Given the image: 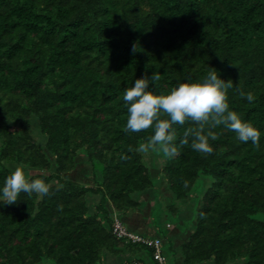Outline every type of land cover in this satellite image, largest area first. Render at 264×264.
<instances>
[{"label": "trees", "instance_id": "1", "mask_svg": "<svg viewBox=\"0 0 264 264\" xmlns=\"http://www.w3.org/2000/svg\"><path fill=\"white\" fill-rule=\"evenodd\" d=\"M212 68L232 80L230 110L260 130V147L221 126L211 155L191 141L175 158L155 153L167 204L154 162L129 151L154 133L124 131L123 94L146 73L160 74L150 90L166 95ZM188 126H177V145ZM82 160L86 181L69 178ZM17 167L51 194L0 201V264H159L117 220L159 239L165 264H264V0H0V198ZM203 176L212 181L199 189ZM135 212L178 227L134 232Z\"/></svg>", "mask_w": 264, "mask_h": 264}, {"label": "clouds", "instance_id": "2", "mask_svg": "<svg viewBox=\"0 0 264 264\" xmlns=\"http://www.w3.org/2000/svg\"><path fill=\"white\" fill-rule=\"evenodd\" d=\"M137 50L133 45V53ZM159 73L136 79L134 86L125 89L123 101L127 106V122L125 132L139 133L151 129L153 135L137 148L129 147V151L147 154L150 151L162 154L165 158H175L179 149L189 145L194 151L203 155L214 152L210 141H218L220 133L215 131L221 126L236 134L241 143L251 142L257 149L260 147L261 132L252 123L244 121L240 115L230 110L229 90L233 89L231 79L220 78L216 69L212 68L201 82H183L173 87L168 94H157L150 90V85L160 80ZM248 102L255 100L251 92L245 93L235 89ZM184 129L179 137L177 126ZM127 159V157H122ZM51 185L43 179H30L23 167H17L7 176L2 188V198L6 204H15L22 193L31 196L51 194ZM188 188L189 182L183 181ZM59 190V189H57ZM62 209V206H59Z\"/></svg>", "mask_w": 264, "mask_h": 264}, {"label": "rangeland", "instance_id": "3", "mask_svg": "<svg viewBox=\"0 0 264 264\" xmlns=\"http://www.w3.org/2000/svg\"><path fill=\"white\" fill-rule=\"evenodd\" d=\"M34 131H35V135H36L38 141L40 142V144H42L44 142L43 136L40 134L39 130L35 129ZM155 153L156 152H151L150 151L149 153L145 154V162H147L149 164L152 161L154 162L155 169H152V174L157 179V184L158 185L156 186V188L161 190V199L164 200L167 204H170L171 201H172L171 200V196H170V193L168 192V190L166 189V184L164 182V177L162 176V174L160 172L161 171V167H162L161 163H160L159 159L155 160V158H154V154ZM24 171H25V169H24ZM88 173H89V170H88V168L86 166V163H84L83 160H82V162L80 163V165L78 166L76 171L72 172L70 175H68V177L71 178V179L83 182V181H86V180H83L84 179L83 176L90 174V173L89 174ZM211 181H212V177H210V176L201 177L199 179V181H198V185H200L199 189L207 188L210 185ZM198 185H197V187H198ZM140 197L144 198L146 196L142 195ZM89 199L91 200V202H93L95 204L96 202H98L99 196L98 195L97 196H92L91 195ZM151 203L154 204V203H157V201L156 202L152 201ZM189 207H192V206L189 205ZM188 208L186 209V213H185V218L187 219V223H186V229L187 230L184 232V237H183L184 240H186L188 238V236L190 235V233H191V231L188 230V228H190V229L193 228V225L195 223V222L191 223L192 214L189 213V211H191V209H188ZM145 213H146V211H145ZM133 214L135 216L134 217L132 215V217H131L133 221H135L136 223L138 221L142 222V223L138 224L137 227H133L132 228L134 230V232H137V233L138 232H143L144 234H148V235H156V229H158V227L155 226V225H157V224L160 227H165L164 228L165 229L164 232H167V233H171L172 231H175V229L178 227V225L175 222V220H173L174 218L172 220H169L170 224L166 226V224H167L166 223L167 215H162V216L159 217V219H156V221H155L154 219L152 220L151 218L150 219H148V218L144 219L143 216H142V212H140V214H138L137 212H135ZM183 217H184V215H183ZM146 222H147V224H145ZM126 225L127 226L129 225V227H130L129 223H126ZM178 230H179V228H178ZM127 256L124 255L121 259H126L127 260V258H126ZM113 260H114V258L110 257L109 259H105V263L106 264L112 263V262H114ZM127 261H129L127 264H134L133 259H128ZM206 264H210V263H206Z\"/></svg>", "mask_w": 264, "mask_h": 264}, {"label": "built area", "instance_id": "4", "mask_svg": "<svg viewBox=\"0 0 264 264\" xmlns=\"http://www.w3.org/2000/svg\"><path fill=\"white\" fill-rule=\"evenodd\" d=\"M115 230L118 232V234H126L134 240L144 241L155 247V258L158 260L159 264H165V258L161 250V241L159 239L143 238L139 235L128 233L119 220H117L115 223Z\"/></svg>", "mask_w": 264, "mask_h": 264}]
</instances>
